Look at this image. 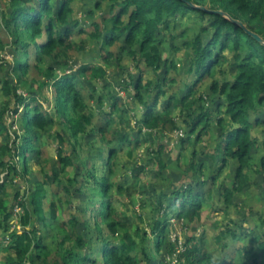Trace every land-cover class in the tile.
I'll return each mask as SVG.
<instances>
[{"label": "trees", "instance_id": "1", "mask_svg": "<svg viewBox=\"0 0 264 264\" xmlns=\"http://www.w3.org/2000/svg\"><path fill=\"white\" fill-rule=\"evenodd\" d=\"M74 1L10 0V10L7 8L9 11H0V17L14 36L16 49L26 56L20 59L17 79L11 80L9 76L0 78V93L6 96L0 104V133L5 134V144L0 151V166L7 175L3 182L0 180V230L10 240L7 245L0 243V264H26V260L31 264H141L140 258L133 254L138 253V249L144 253L146 264H151V250H154L156 256L162 254L164 245L167 246L166 256H173L177 251L178 242L172 239L174 228L171 220L200 221L203 202L209 204L215 200L214 188L206 192L197 189V185L202 186L208 181L216 184L217 178L205 172L208 163L223 169L234 164V181L227 179L219 185L226 216L229 214L230 217L231 208L235 206V196L242 194L256 175L263 176L261 189L264 191V156L257 160L253 155L257 142L253 129L256 124L264 128V45L241 25L208 11L228 12L264 37V0H189L205 9H193L183 0H94V8L90 11L92 17L96 9L103 8L104 4L110 8L111 13L118 10L110 19L104 20L106 31L99 22L93 23L92 31L80 28L81 21L73 16ZM189 11L198 12L204 24L194 39L184 43L190 52L184 71L190 77L185 90L182 89V97L177 98L167 91V86L177 81L175 77L169 79L168 75L171 70L178 69V64L174 59H165L162 55L160 34L163 29L171 28V19ZM211 30V37L206 40L204 34ZM123 36L124 45L120 52L128 48L139 70V74L130 82L134 87L132 95L135 102L143 105L142 118L136 127L138 135L145 134L147 140L151 138V131L171 134L185 127L191 136L196 134V140H200L210 130L219 136L213 142L211 159L197 158L196 150L192 153L188 172H193V177H184L173 185V189H163L159 193L157 189L151 190L149 198L153 210L148 214L152 221L151 237L146 236L147 230L142 228L134 237L136 241L132 235L124 233L123 241L118 242L112 240L113 237L116 238L120 230H128L130 227L128 216L117 206V203L122 206L125 204L119 195L132 196L139 190L135 183L125 186L115 180L120 165L117 162L120 149L123 144L132 142V138L119 132L118 126L113 128L114 136L109 140L105 135L107 125L94 124L92 130H88L94 112L103 113L104 110L92 108L82 93L84 86L80 89L77 86L79 79L96 82L107 76L106 65L115 54L108 47L116 44ZM91 41L101 44L105 64H95L93 60L83 63L74 72L60 75L56 65L63 68L71 66L72 56L69 51L78 49L79 52H86ZM179 48L176 46L174 50L178 51ZM227 51L232 53V60L230 54H226ZM225 63L234 71L231 77L223 69ZM218 69L219 75H216ZM148 72L155 76L143 81V75ZM29 73L35 74L33 81L39 84L45 101H48V96L44 94L45 88L51 86L54 89L56 106L53 109L48 108L39 96H26L18 91L22 83H29L26 79ZM206 76L211 79L206 90H196V85ZM109 96L111 109L103 113L106 120H112L118 109L125 110L124 99L117 92L110 90ZM91 98H97L100 105L103 104L96 85L93 86ZM209 100L212 104H208ZM178 106L189 109L182 121L173 116ZM11 112L21 115V134H14L12 126L6 121V116ZM253 112L261 114L263 120L260 118L253 122ZM57 125L65 130V135L62 130L56 133L60 142L57 148L60 172L47 170L42 141L45 134H49V128ZM144 128L150 131L144 133ZM90 131L106 139V158L91 166L78 162L79 156L75 157L79 148H82V142L77 139L84 138ZM117 140L121 142L119 146L116 145ZM63 144H69L71 150H66L61 146ZM262 146L264 149V141ZM157 153V172L161 175L168 168L163 158V144H158ZM203 161H206L205 164ZM35 166L40 168L43 177L32 181ZM70 167L78 169V175L68 177L69 182H77L83 191L87 188L90 202L96 204L94 206L97 209H91L97 222L93 230H84L75 215L67 221L63 220L56 201H47L51 193L49 185L56 183L60 173L66 174ZM147 169L145 165H135L131 167L132 176L138 179ZM202 174L205 177L200 180ZM15 176L20 177L21 182L16 184L18 188L12 201L7 200L5 204L1 192H6L9 183L14 184ZM125 177L123 175V179ZM87 179L85 184L84 180ZM28 182L33 184V189H29ZM71 194L74 193L71 191ZM16 205L23 210L20 222L24 230L22 233L17 230L8 233L12 220L16 218ZM47 209L49 215L45 213ZM250 214L247 212V215ZM100 220L106 224L109 238H104ZM222 226L224 238L220 239L218 245L223 249L232 245L238 248L234 256L223 255L219 264H243L244 254L247 258L250 255L249 261L264 264L263 218L260 217L259 224L247 230L235 225L233 220L226 227L224 223ZM240 231L244 232V240L240 237ZM56 233L61 237L56 257L50 259L51 251L45 243V237H53ZM95 238L102 239L104 245L99 254L91 259L95 255L91 248ZM205 241V236L196 233L186 236L184 251L178 255L180 264H215L213 251ZM11 250L17 253L16 260L9 262L8 258L1 257V251ZM160 264H167V261L160 260Z\"/></svg>", "mask_w": 264, "mask_h": 264}, {"label": "rangeland", "instance_id": "2", "mask_svg": "<svg viewBox=\"0 0 264 264\" xmlns=\"http://www.w3.org/2000/svg\"><path fill=\"white\" fill-rule=\"evenodd\" d=\"M94 0H75L73 2V6L75 9L74 18H78L81 21L80 28H85L88 31H92L94 29L93 23L99 22L102 26V29L106 31L105 27V19H110L113 14L117 13L118 10L114 13L110 12V8L106 7V4L103 5V8L96 9L95 16L92 17L90 15V11L94 8ZM10 0H0V11L6 10L9 8ZM189 6L190 3L186 2ZM194 7L193 5L191 6ZM7 9V10H8ZM194 9V8H193ZM8 10V11H9ZM105 11L106 14H105ZM1 14V12H0ZM200 14L195 11H189L186 14H181L176 18L170 20L171 28L169 30L163 29V32L160 34V38L162 39V55L165 59H174L178 64V69L171 70L169 73V79L171 77H175L177 81L175 83L169 84L167 86V91L172 93L175 97H182V89L185 90V85L190 75L185 72L184 67L186 65L187 56L190 53L187 48L184 47V43L187 40L194 39L201 31V28L204 24V21L199 16ZM211 32L204 34V38L208 40V37H211ZM124 36L121 37V40L118 41L110 48L114 51V56L109 59V62L106 65L108 70L107 76L103 80H97L96 82L87 80L86 78L79 79L78 89L82 86V93L86 98V102L97 110L103 108V113L109 112L111 109V102H109V93L111 91L117 92V95L124 99V107L125 110L122 109L114 114L112 120H106V115L102 112H94L92 125L88 127V130H92L94 124L98 126H108V130L106 132V139H112L114 136V127L118 126L120 129L119 132L127 134L131 136L132 142L123 144V147L120 149L119 157L117 162L120 164L117 169V175L115 177L116 181L125 184V186L131 185L135 183L139 188L137 194L130 196L129 194H120L119 197L125 201L123 206L120 203H117L119 209H122L121 212L126 214L130 220V227L128 230H120L119 234L113 237L112 240H116L118 242L123 241V234L129 233L130 235L135 236L138 235L139 231L142 228H145L147 231L145 232L146 236L152 235L150 216L148 214L153 210V203L150 201L151 190L157 189L158 193L160 191L173 189L174 184L178 183L184 177H193V172H188V167L191 164L192 153L197 151V158L205 159L210 158V153L213 152V142L217 139L219 135L215 133V131H207L204 136L199 140H196V134H189L185 127L181 129L175 130L173 133H165L158 134L155 131H151V138L147 139L144 135H138L137 124L138 121L142 118V110L143 105L135 102V98L132 95V91L134 87L130 84L131 80H133L138 74L139 70L137 65L133 62V59L129 55V49L126 48L124 51H121V46L124 44ZM101 44L95 41H91L88 49L83 52H79L78 49H74L69 51L72 59L70 61L71 66L68 68H63L62 66L56 65L57 71L60 75L66 73H71L72 71H76L83 63H89L90 61L95 62V64H105V61L102 58ZM179 46V50L176 51L174 48ZM20 56H19V55ZM122 54V55H121ZM226 54H230L231 60L233 59L231 52H226ZM35 55V54H34ZM32 56V58L34 57ZM26 56L18 52L14 45V36L11 34L7 26L5 25L4 19L0 17V78L4 76H9L11 80L17 79L19 76V64L21 63L20 59H24ZM49 64H53L49 62ZM223 69L226 70L227 75L231 77L233 69L229 67L226 63L223 66ZM14 76H13V75ZM219 75V69L217 70V74ZM155 75L152 72H148L143 75V81H146L149 77H154ZM35 78V74L29 73L26 76V79L29 80V83H22L19 88V92H23L26 96H30L31 94L37 95L40 97L41 101L51 109L56 106L54 89L50 86L45 88L44 94L48 96V101L43 99V93L40 90L39 84L33 79ZM31 81V82H30ZM211 79L206 76L202 82L196 85V90L203 92L206 90L210 83ZM96 85L98 89V96L101 97L103 104L100 105L99 100L97 98H91L93 86ZM130 88V89H129ZM199 96V95H197ZM6 99V96L0 93V104ZM163 102V100L161 101ZM208 104H212V101L209 100ZM189 109H185L182 106L176 107L173 112V116L176 120L182 121V117L186 114ZM22 111V109H21ZM262 115L256 112H253L252 120L256 122V120H263ZM6 121L8 125H11L12 132L14 134H21V122L22 118L20 113L12 114V112L6 116ZM260 124V123H259ZM10 128V129H11ZM113 129V130H112ZM62 130V131H61ZM112 130V131H111ZM61 131L63 135H65V130H63L60 125L51 126L49 128V136L45 134L43 137L44 148H43V156L47 159V170H56L60 172L59 159H58V151L57 148L60 145L59 138L56 136V133ZM144 131V130H143ZM176 131H182L184 135L182 137L176 136ZM149 130L144 131V133H148ZM121 133V134H122ZM157 133V134H156ZM253 136L257 140L256 148L253 151V155L257 160H260L261 157L264 156L263 149V141H264V128L261 125L256 124L253 129ZM5 134L0 133V151L5 144L4 141ZM106 139H101L95 133L90 131L84 138H78V141L82 142V148H79L77 156V161L82 164H88L91 166L93 163H97L101 161V159L106 158L105 147ZM118 141V140H117ZM120 141L116 142V145H120ZM158 144L164 145V153L163 158L166 161L168 168L161 175H158V165L156 162L157 158V149ZM69 145V144H68ZM68 145L64 146L66 150H71V147ZM209 156V157H208ZM10 161H13L10 157H7ZM211 159V158H210ZM208 160V159H207ZM204 164L206 161H203ZM259 162V161H258ZM87 165V166H88ZM135 165H145L147 166V170L140 174L138 179H135L132 176L131 167ZM212 165V166H211ZM208 163L205 172L208 175H211L216 179V184L208 181L206 184L199 186L197 185V189L203 192L209 190V188H214L215 190V200L212 203H204L201 211V219L197 222H186L177 220L176 218L172 220L171 223L173 232L172 239L173 241L178 242V249L180 247V254L184 251L186 236H191L194 233L197 235L205 236L207 239L206 244L208 248L213 251L215 264H219L223 255L234 256L236 255L238 248L237 246L232 245L231 247H226L223 249L218 242L221 238H224L222 231V224H225V227L231 220L234 221L235 225L242 226L246 228H254L260 222V217L264 219V191L261 189V184L263 182V176L256 175L252 178V181L247 185L244 192L242 194H237L235 196L234 202L235 206L231 208V214L226 216L224 211V205L221 201V188L220 183L225 180L234 181L235 175L233 172L234 164H230L226 169L219 168L213 163ZM256 166V165H255ZM101 169V167H100ZM151 172H154L153 174ZM87 174V172H85ZM74 175H78V169L69 168L68 172L60 173L58 181L53 183V185H49L50 194L48 196L47 201H56L57 205L60 208L61 217L63 220L69 219L72 215H75L78 220L83 225L84 230H93L96 228V220L95 213H91V209L96 208V205L93 201L89 200L88 189L84 188L82 190V186L77 182L70 183L68 177H74ZM123 175L126 176L123 179ZM157 175V176H156ZM7 177L6 172L2 171V167L0 166V180H3ZM32 181H36L38 178H42L40 168L35 166L33 169V173L31 175ZM205 175L199 176V179L202 180ZM20 177L15 176L14 184H10L6 187V192L2 193V198L5 200V204H7V200L12 201V197L14 196V192L18 188V183H20ZM87 180H84L86 184ZM31 183V182H30ZM28 182L29 189H33L32 185ZM20 187V186H19ZM22 187V186H21ZM80 187V190H77ZM68 188V189H67ZM23 189V188H22ZM71 191L74 194H71ZM83 192V193H81ZM23 193V191H22ZM6 194V195H5ZM47 202V203H48ZM100 201L98 202V204ZM239 206V208H238ZM97 209V208H96ZM152 209V210H151ZM23 210L20 206L15 208L16 218L12 220L11 227L9 228V232L13 230H17L19 233H22L24 230V226L20 222V216ZM251 213L250 216L247 215ZM49 215V210L47 209L45 212ZM102 229V233L104 234V238H109V230L105 223L101 220L99 221ZM149 224V226H148ZM27 227L26 229H29ZM241 228V227H240ZM44 233V232H43ZM241 239L244 240V235L242 231L239 232ZM3 230H0V243L9 244V239L5 238L3 235ZM45 234V233H44ZM59 237H61L58 233L53 237H45V243L48 246V249L51 251L50 259L56 257V251L58 250ZM115 238V239H114ZM123 238V239H122ZM154 238V237H152ZM135 240V238H134ZM153 240V239H152ZM136 241V240H135ZM248 242V240L246 241ZM104 245V241L102 239H93L91 243L92 251L95 252V255L92 256L93 259L96 255L99 254L100 248ZM244 245V244H243ZM166 248L167 246H163L162 254L156 256L154 250H151V254L153 259L151 264H160V260L165 259L167 264H180V262H175L176 258L173 256H166ZM86 249V248H85ZM88 249V248H87ZM138 249V253L134 252V255H137L141 264H146V257L144 253ZM17 256L13 250L4 252L1 251L2 258H8L9 262H13V259ZM249 257L247 255H243V264H256L253 260L249 261ZM179 259V257H178ZM180 260V259H179ZM51 261V260H50ZM6 264V262L4 263ZM26 264H31L30 261L26 260Z\"/></svg>", "mask_w": 264, "mask_h": 264}, {"label": "water", "instance_id": "3", "mask_svg": "<svg viewBox=\"0 0 264 264\" xmlns=\"http://www.w3.org/2000/svg\"><path fill=\"white\" fill-rule=\"evenodd\" d=\"M183 1L190 3L191 6L192 5L194 6V8L205 9V7H203L201 5H198V4H195L192 1H189V0H183ZM208 11H211V12L216 13V14L223 15V16L227 17L230 21H232V22H234V23H236L238 25H241L242 27H244L247 30V32L249 34H251L262 45H264V37H262L258 32H255V31L251 30L244 21L239 20V19L235 18L234 16H232L231 14H229L228 12H225V11H222V10H208Z\"/></svg>", "mask_w": 264, "mask_h": 264}, {"label": "built area", "instance_id": "4", "mask_svg": "<svg viewBox=\"0 0 264 264\" xmlns=\"http://www.w3.org/2000/svg\"><path fill=\"white\" fill-rule=\"evenodd\" d=\"M144 131H147V129L146 128H144ZM150 131V130H149ZM184 135V133L182 132V131H176V136L178 137H182ZM173 220V219H172ZM171 220V221H172ZM173 223V222H172ZM178 247V246H177ZM179 253H180V247H179V249L177 248V251L173 254L174 255V258L173 259H175L176 258V260H175V262H178L179 261V259H178V255H179ZM175 264H177V263H175Z\"/></svg>", "mask_w": 264, "mask_h": 264}]
</instances>
